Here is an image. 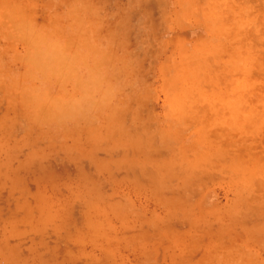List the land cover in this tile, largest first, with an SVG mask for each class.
<instances>
[{
  "label": "rangeland",
  "instance_id": "rangeland-1",
  "mask_svg": "<svg viewBox=\"0 0 264 264\" xmlns=\"http://www.w3.org/2000/svg\"><path fill=\"white\" fill-rule=\"evenodd\" d=\"M0 264H264V0H0Z\"/></svg>",
  "mask_w": 264,
  "mask_h": 264
}]
</instances>
